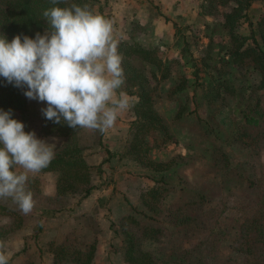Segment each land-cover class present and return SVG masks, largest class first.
<instances>
[{
    "label": "trees",
    "instance_id": "16d2710c",
    "mask_svg": "<svg viewBox=\"0 0 264 264\" xmlns=\"http://www.w3.org/2000/svg\"><path fill=\"white\" fill-rule=\"evenodd\" d=\"M95 2L96 0H66L53 5L50 0H0V38L11 42L16 35H21V38L25 35L35 38L37 32L43 35L49 29L48 22L42 15L45 10L77 4L88 5L89 10L94 13ZM231 3L229 10L223 13L222 21L214 23L206 31V53L207 49L210 51L217 48L211 56L203 55L198 58L191 55L188 59H183L184 55L179 53L163 58L158 55L156 47L145 46L130 35H126L118 43L126 80L117 93L135 99L130 107L133 117L127 122L131 137L125 152H119L144 169L139 173L143 182L138 186L139 193L134 199L133 194L129 197L126 192L122 193L126 211L122 212L117 223L113 225L111 222L110 225L115 226L113 234L118 239L115 251L122 255L125 264H204L199 259L196 261L190 258L191 263L188 262L191 250L181 244L189 229L186 220L191 221V216L177 214L174 212L176 210L164 208L165 204L162 203L166 195L176 190L172 182V178L178 179L174 158L168 161L152 158L151 148L156 145L152 146L149 138L163 145L173 136L183 135L191 118L196 116L206 126L204 135L209 139L204 151L210 152L215 164L227 167L230 159L221 156L222 149L217 142L225 137L223 133H228V130L223 127L224 124L216 121V114L227 111L230 120H241L239 128L242 129V135L247 137L249 134L246 129L258 127L264 117L258 93L264 91V0H199V14L210 15L215 6H229ZM183 50L186 48H180V52ZM218 61L222 63L221 67L216 65ZM173 64L177 70L175 83L164 92V97L166 101L175 104V107L163 116L158 109L162 98L161 93H158V86L170 76ZM222 65H230L234 69L227 72L232 74V80L224 79L226 71L221 69ZM252 73L258 75L255 84L250 80ZM24 91L25 89L16 88L0 77V109H11L12 118L23 122L25 131H34L37 138L47 141L48 138L55 137L59 141L54 146L55 158L50 165L37 174L29 173L26 190L33 196L41 195L42 187L47 183L46 178L53 176L54 193L50 197L52 203L64 205L84 202L104 182L107 171L111 168L110 158L114 159L116 155L106 148L103 138L105 133L85 128L74 130L67 125L46 120L41 113V109L47 106L46 103L43 102V107L35 104V100L24 96ZM198 95L209 108L208 118H213L211 123L199 114L198 107L202 102L197 101ZM90 136L92 144L102 148L105 153L95 163L88 161L91 145L86 141ZM199 138L203 139L202 134ZM200 144L204 145L203 141ZM185 146L186 149L189 148L187 144ZM241 146L245 147L246 144L241 143ZM176 158L183 159L180 155ZM14 171L20 173L23 169L17 166ZM95 174L98 180L94 178ZM113 182L116 184V180ZM190 196L199 197V200L193 199L192 202H203L206 199L203 193ZM105 199L109 201V198ZM180 208L182 207H179V212ZM41 210L43 214L54 213L50 209ZM0 215L13 219L9 224H0V242L5 248L18 239L24 217L6 204H0ZM171 217L175 218L172 222ZM67 238L68 235L64 237L65 240ZM141 238L157 242V248L143 249L140 245ZM64 239L51 243L52 264H97L99 256L95 255V242L79 249L67 244ZM244 252L248 255L250 249L245 248ZM247 255L240 264H264V258L249 262Z\"/></svg>",
    "mask_w": 264,
    "mask_h": 264
},
{
    "label": "rangeland",
    "instance_id": "374dc122",
    "mask_svg": "<svg viewBox=\"0 0 264 264\" xmlns=\"http://www.w3.org/2000/svg\"><path fill=\"white\" fill-rule=\"evenodd\" d=\"M198 1L96 0L93 9L94 14L113 21V36L118 43L126 35H130L135 41L145 46L156 47L158 55L163 58L169 54L181 53L182 56L184 55L183 59H188L191 55L198 58L203 55L211 56V53L217 50V48L210 51L207 49L206 53L205 47L208 43L206 31L211 29L214 23L222 21L223 13L232 6V3L229 6H215L210 15L202 16L199 14ZM221 35H224L223 30ZM180 48L181 50L186 48V50L180 52ZM221 64L220 61L216 63L219 67ZM221 69L226 71V74H223L224 79L232 80V74L227 72L234 69L230 65H222ZM175 71L177 70L173 64L170 76L158 86L160 91L158 93H161L162 97L158 103V109L163 116L175 107V104L166 101L164 97V92L175 83ZM257 79L258 75L252 73L251 82L255 84ZM258 93L264 109V91ZM128 99L131 107L135 99L132 97ZM197 101L202 102L198 107L199 114L211 123L213 118L212 116L208 118L209 108L204 99H200L198 95ZM35 104L43 107V102L35 100ZM130 107L118 114L114 126L103 137L106 148L116 155L114 159L110 158L111 168L99 187L108 186L113 182V180L109 182V179L113 177L111 174L118 166V169H123V173L131 176L127 180L118 178V185L124 188L131 187V190L127 189L126 194L129 197L133 194L134 199L139 193L138 186L143 183L139 173H142L144 169L139 164H133L119 152H125L131 137V132L127 128V122L133 117ZM216 115H218L216 121L224 124L223 127L228 130V133H223L225 137L218 139L217 143L222 149L221 156L224 155L230 159L229 166L215 164L216 161L210 156V152L204 151L209 139L204 135L206 126L203 122H199L196 116L191 118L183 135L173 136L163 145L149 138V143L152 146L156 145L151 148L150 156L163 161L174 158L175 174L178 179L174 177L172 182L176 190L166 195L162 203L165 204L164 208L176 210L174 212L177 214L185 213L191 216V221L186 220L189 229L181 242L184 248L191 250L188 262L191 263V259L196 261L199 259L204 264H240L247 255L244 252L245 248L250 249L247 259L253 262L264 258V117L258 127L246 129L249 134L247 137L242 135V129L239 128L241 120L238 118L230 120V114L227 111ZM200 133L203 139L199 138ZM200 141H203L204 145L200 144ZM47 142H55L54 146L59 143L57 139L53 141L51 138H48ZM92 142L90 136L86 141L91 145L88 150V161L95 163L105 156V153L102 148H98ZM241 143L246 146L242 147ZM185 144L190 150L186 149ZM176 155H180L183 159L179 160ZM116 161H118L117 164H115ZM97 177L95 174L94 178L97 179ZM54 180L53 176L46 178L47 183L42 187L43 193L33 196L34 208L27 215L19 210L11 198H0V204L8 205L24 217V224L18 232L19 244L16 242V245L14 241L8 245L10 250L0 248V252L7 255L8 264H29L30 262L52 264L51 243L63 240L66 235L69 238L64 239L65 242L79 249L95 242V255L99 256L97 264H125L122 255L115 251L118 239L114 238L115 234H113L115 228L113 225L117 223L122 213L119 216L113 215L111 208L107 207L109 201L105 199L110 194L115 195L118 197L115 203H124L126 207L123 194H116L115 186L110 192L109 189L102 191L103 196L98 193L96 197L98 200L90 201V203H97L92 214L100 216L99 212H102L104 222L96 223L93 216L86 217L81 226L90 228L89 231L83 230L78 234L66 233L71 229L69 228L71 225L62 226L56 221L60 220L59 222L63 223V219L68 217L62 214L55 216V214L62 212L67 205L52 203L50 198L54 193ZM194 193H203L205 201L192 202L193 199L199 200V197L190 196ZM179 207H182L180 212ZM42 208L52 210L55 217H50L52 214L49 212L43 214ZM99 208H102V211ZM125 211L126 208L123 213ZM170 219L172 222L175 218ZM12 221L11 217L0 215V224H9ZM111 222H113L112 226H110ZM140 241L143 249L154 250L158 246L157 242L145 238H141Z\"/></svg>",
    "mask_w": 264,
    "mask_h": 264
},
{
    "label": "clouds",
    "instance_id": "9594fccd",
    "mask_svg": "<svg viewBox=\"0 0 264 264\" xmlns=\"http://www.w3.org/2000/svg\"><path fill=\"white\" fill-rule=\"evenodd\" d=\"M50 2L57 5L66 0ZM42 15L49 25L43 35H16L11 42L0 38V77L25 89L29 100L45 102L41 113L46 120L74 130L106 133L118 114L130 107L125 94L117 96L126 77L113 21L94 14L88 5L77 4L52 7ZM25 127L12 118L11 109H0V198H11L27 215L34 208L33 194L26 190L29 173L37 174L50 165L55 142L37 138ZM17 166L23 171H14ZM0 264H8L3 252Z\"/></svg>",
    "mask_w": 264,
    "mask_h": 264
},
{
    "label": "crops",
    "instance_id": "0c3cea01",
    "mask_svg": "<svg viewBox=\"0 0 264 264\" xmlns=\"http://www.w3.org/2000/svg\"><path fill=\"white\" fill-rule=\"evenodd\" d=\"M160 9H161V6H160ZM117 96H119V94H117ZM109 142H111V141H109ZM117 163H118V161H116L115 164H117ZM115 164H114V166H115ZM109 174H111V173H109ZM111 175L113 177H111V179H109V182H111L112 180L113 181L116 180V184L114 182H112L111 184H108V186H104V187L101 188V187L98 186V183H97L98 187L95 188V190L93 192H91V195L89 197H87L84 200V202H81V203H68V204L66 203L67 206H65L63 208L62 212H59V213L55 214V216H57L58 214H62V216L68 217V218L63 219V223L59 222L60 220L56 221V222H58V224H62V226L66 225V224H70L71 225V227H69L71 229L67 230L66 233L75 232V233L78 234L80 232H83V230L89 231L90 228H88V227L86 228V227H82L81 226V224H83V221H84V219L86 217L89 218L90 216H93V218L96 220V223L97 222H99V223L104 222V217H103L102 212L101 213L99 212L100 216H97L96 214H94V215L92 214V210L94 209V207L96 206L97 203H90V201L96 202V200H98V199H96V197L98 196V193L99 194L101 193V195H102V194H104V193H102V191H106L108 189H109V192H110V190L113 189L114 186H115V188L117 190V192H115L116 194L117 193H125L127 191V189L131 190V187L125 186V188H124V186L120 187L118 185L119 179L121 177L123 179L127 180V179H129L131 177L130 174L123 173V169L122 168L118 169V166H117L116 168H114L113 173ZM108 198H109V203L108 204L105 203V204L108 205L107 206L108 208L109 207L111 208V211L113 212V215L119 216L125 210V207L123 205L124 203H115V201H116V199L118 197H116L115 195H112V194H110V196H107V199ZM99 210L102 211V208H99ZM55 216H54V214L50 215V217H55ZM57 226H59V225H57ZM72 226H73V228H72ZM69 228H67V229H69ZM61 231H62L61 233H63L62 229H61ZM18 237H19V235H18ZM17 241H18V239L15 241V244H16ZM10 244H12V243H10ZM10 244H8V245H10ZM13 247H14V244H13ZM7 248H9V250H10V246H6L5 248H2V249H7Z\"/></svg>",
    "mask_w": 264,
    "mask_h": 264
}]
</instances>
